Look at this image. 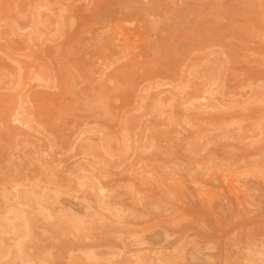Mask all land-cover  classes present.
<instances>
[{
	"label": "rangeland",
	"instance_id": "1",
	"mask_svg": "<svg viewBox=\"0 0 264 264\" xmlns=\"http://www.w3.org/2000/svg\"><path fill=\"white\" fill-rule=\"evenodd\" d=\"M261 84L264 0H0V264H264Z\"/></svg>",
	"mask_w": 264,
	"mask_h": 264
},
{
	"label": "bare ground",
	"instance_id": "2",
	"mask_svg": "<svg viewBox=\"0 0 264 264\" xmlns=\"http://www.w3.org/2000/svg\"><path fill=\"white\" fill-rule=\"evenodd\" d=\"M61 1V0H60ZM76 1V0H75ZM46 10H48V9H46ZM39 23V22H38ZM67 25H68V23H67ZM119 24H117V26H118ZM155 25V24H154ZM132 26V25H131ZM50 27V26H49ZM37 28V27H36ZM112 29V28H111ZM120 30V29H119ZM120 33L122 34V32L120 31ZM123 35V34H122ZM127 35V34H126ZM256 35V34H255ZM111 36V35H110ZM145 36V35H144ZM114 37H116V36H114ZM116 38H118V37H116ZM126 39V38H125ZM111 41V40H110ZM117 45V44H116ZM112 48V47H111ZM114 48V47H113ZM117 48V47H116ZM118 50V49H117ZM111 85V84H110ZM248 85V84H247ZM262 86H264V84H261ZM211 87V86H210ZM254 87V86H253ZM112 102V101H111ZM88 110V109H87ZM102 110V109H101ZM97 113V112H96ZM101 114H103V113H101ZM129 132V131H128ZM133 134V133H132ZM131 134V135H132ZM134 135V134H133ZM199 137V136H198ZM202 137V136H201ZM200 142V141H199ZM263 155V154H262ZM11 157V156H10ZM256 165H258V164H256ZM259 166V165H258ZM256 167V166H255ZM260 167V166H259ZM258 167V168H259ZM260 169V168H259ZM56 181V180H55ZM95 182V181H94ZM60 183V182H59ZM79 183V182H78ZM99 183V182H98ZM231 183V182H230ZM16 185V184H15ZM92 186V185H91ZM77 187H79V186H77ZM100 187H101V185H100ZM75 188V187H74ZM79 190V189H78ZM105 191V190H104ZM106 192V191H105ZM58 193V192H57ZM104 193V192H103ZM102 193V194H103ZM101 194V193H100ZM111 194V193H110ZM55 196H56V194H55ZM106 196V195H105ZM11 199V198H10ZM14 199V198H13ZM47 200V199H46ZM8 201V200H7ZM6 203V202H5ZM8 203H10L9 201H8ZM17 204H18V202H17ZM7 208V207H6ZM11 208H14V207H11ZM8 210V209H7ZM117 212V211H116ZM45 214V213H44ZM46 215H47V213H46ZM114 215V214H113ZM14 216V215H13ZM21 216V215H20ZM116 216V215H115ZM47 217V216H46ZM48 218V217H47ZM44 219H46V218H44ZM23 220V219H22ZM48 220H49V218H48ZM20 221V220H19ZM46 221V220H45ZM21 222V221H20ZM25 225V224H24ZM25 231H27V230H25ZM27 237V236H26ZM86 257V256H85ZM87 258V257H86ZM78 260V259H77ZM85 260V259H84ZM93 260H95V259H93ZM96 261V260H95ZM100 260H98V262H99ZM76 262H78V264H79V261H76ZM86 262V261H85ZM95 264V263H94Z\"/></svg>",
	"mask_w": 264,
	"mask_h": 264
}]
</instances>
